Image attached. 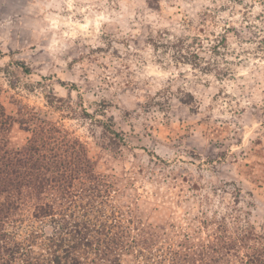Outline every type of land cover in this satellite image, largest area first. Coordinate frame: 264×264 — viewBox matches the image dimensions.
Instances as JSON below:
<instances>
[{
    "label": "rangeland",
    "instance_id": "1",
    "mask_svg": "<svg viewBox=\"0 0 264 264\" xmlns=\"http://www.w3.org/2000/svg\"><path fill=\"white\" fill-rule=\"evenodd\" d=\"M0 104L11 147L79 167L75 198L48 195L90 225L72 257L264 264V0H0ZM30 223L43 254L57 224Z\"/></svg>",
    "mask_w": 264,
    "mask_h": 264
},
{
    "label": "trees",
    "instance_id": "2",
    "mask_svg": "<svg viewBox=\"0 0 264 264\" xmlns=\"http://www.w3.org/2000/svg\"><path fill=\"white\" fill-rule=\"evenodd\" d=\"M12 123V117L6 114L4 107L0 104V264H62V260L70 259L73 252L82 250L87 252L94 245L87 238L86 243L81 242V244L72 239L73 246L63 249L62 243L66 240L61 236L64 231L70 232L73 237L75 234L78 235L75 227L78 228L77 226L81 224L87 229L85 225H90L83 222L73 225L74 229H69L67 219L73 216H68L67 213L58 209V206L65 207V203L57 204L50 201L48 197L50 191H55L60 195L59 201L75 198L79 192V177L75 175L79 173V167L76 170L75 163L67 162L66 157L55 153L60 151V148L57 149L58 144L49 142L50 138L47 139L44 136L33 137L23 151L11 147L7 135L12 128ZM84 160L85 167L89 168L90 162ZM70 165L73 166L72 169L68 167ZM83 173L89 176L88 172ZM89 179L94 178L90 176ZM59 215L63 218L56 221ZM51 218L57 226L53 227L52 235H45L43 238L45 248L44 253L40 254L33 249V240L37 236L42 238L41 235L45 231L41 228L38 230V227L31 223L24 225V221L28 219L30 222L44 221ZM94 226L97 224H93L92 227ZM19 229L25 231L18 232ZM96 234L98 237L101 236L97 232ZM106 239L105 242L98 238L95 241L102 247L104 244L107 245L108 240L111 241L109 237ZM208 248L209 256V254H221L225 247L219 246L217 250L214 247L208 246ZM61 250L65 253L64 255L60 254ZM97 250L100 249L95 251ZM261 253L255 252L246 264H262ZM83 254L81 252L79 257H72L71 264H86L82 261Z\"/></svg>",
    "mask_w": 264,
    "mask_h": 264
}]
</instances>
